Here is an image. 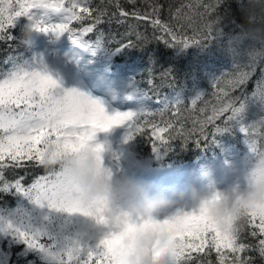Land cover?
<instances>
[{
    "label": "snow or ice",
    "instance_id": "obj_1",
    "mask_svg": "<svg viewBox=\"0 0 264 264\" xmlns=\"http://www.w3.org/2000/svg\"><path fill=\"white\" fill-rule=\"evenodd\" d=\"M91 2L0 0V42L10 44L17 40L11 30L18 18L24 17L27 24L37 32L51 33L55 37L67 33L73 44L94 51L102 46L103 33H99L94 41H88L85 37L104 22L108 13L106 9L91 7ZM127 2L135 4L136 0ZM224 2L195 0L194 5L182 6L189 9L183 16L179 15L181 9L176 10L174 16L188 22V27L195 23L194 17L199 18L202 30L193 36H180L178 30L174 31L168 23L162 21L159 18L161 6L158 4L150 5L151 11L142 14L135 8L128 11L120 0H108L109 5L115 8L108 22L111 23L112 18H117L121 23L129 18L146 21L170 38L164 40L168 46L186 48L212 38L221 19L220 9ZM50 14H59V21L52 22ZM85 19L91 21L88 26L81 25L78 30L70 26L73 22ZM129 29L128 35L131 36L134 26L130 24ZM135 35L137 41L147 40L139 32H135ZM133 46L132 41H129L120 44L116 50ZM256 47L255 42H252L247 51L250 63L244 67L250 70L246 71L239 64H234L235 72L222 73L213 80L211 87L215 90V104L203 100L204 93L197 94L191 100V110L196 108L198 101L203 102L205 107L200 108L203 119H194L193 128L187 133L183 125L177 128L171 122L163 126L156 124L151 119L156 113L145 108L115 112L109 116L101 102L90 99L77 89L61 88L41 64L29 62L22 55L9 56L4 62L11 64V67L0 73V195H17L27 201L31 209L0 208V239L10 238L15 243L23 244L26 250L37 254L42 264H124L121 242L125 232L133 225L121 215L106 214L107 206L103 202L84 205L69 193L54 189L51 183L53 172L44 170V175L36 176L25 184V176L6 179V170L42 168L47 145L56 144L66 151H75L91 141L97 131H107L117 125H126L127 140L137 135H148L146 129L150 130L149 139L152 140L154 152L177 137L182 138L183 144H187L188 137L194 134L207 139L206 129L209 125L213 127L212 136L225 131L226 125L233 121L239 123L243 119L247 101L259 102L264 110V69H261L262 78L257 81L250 95L242 91L240 96H232L234 91L247 84L255 64L264 59V50L253 51ZM168 74L166 71L165 75ZM147 83L154 87L153 79L149 78ZM144 95L147 96L148 91ZM161 103L163 106L159 109L160 114L171 107L173 115H179L182 101ZM218 121H223V126ZM257 123L264 127V120ZM196 125H199L198 130ZM254 126L240 124L239 127L245 136L248 152L259 146L258 141L249 138ZM97 147L102 150L101 146ZM100 163L102 166L101 159ZM88 218L107 231L93 234L92 230L81 223ZM149 226L163 234L165 238L161 247L170 250L180 264H194L196 261L205 264L204 258L210 257L213 252L214 264H254L255 257L245 254L248 252L258 253L261 260H264V205L252 207L242 229L235 233L222 231L203 208L189 212L178 211ZM245 230L256 240L255 244L242 241L241 236ZM206 264H213V261L207 259Z\"/></svg>",
    "mask_w": 264,
    "mask_h": 264
},
{
    "label": "trees",
    "instance_id": "obj_2",
    "mask_svg": "<svg viewBox=\"0 0 264 264\" xmlns=\"http://www.w3.org/2000/svg\"><path fill=\"white\" fill-rule=\"evenodd\" d=\"M195 0H136L135 4H130L127 0H120L121 5L128 11L134 8L142 14L151 11L150 5H160L159 18L168 23L180 36H193L202 30V24L198 17H194L195 23L188 27V22L174 16L177 9H181L180 16L189 12L186 6L194 5ZM91 7L106 9L108 15L104 17V22L96 29L86 35L85 39L94 41L99 33H103V44L94 51L83 48L67 38V42L72 46L73 52L81 63L86 64L91 73H96L97 80L109 87L117 90L116 101L123 105L138 106L151 110L156 114L151 119L160 126L166 122H171L179 128L184 126L185 132L193 128L194 119H203L200 108L205 107L201 101L192 109L191 100L199 93H204L203 100L215 104L213 96L215 91L211 85L216 77L225 72H235L234 64H239L244 70L245 65L250 63L247 56L249 45L252 41L242 40L239 36L241 31V15L236 0H225L220 9V21L216 25V30L210 40L201 42L198 45H190L186 48L168 46L164 40L170 39L163 32L154 29L146 21H137L129 18L121 23L117 18L109 17L115 8L109 5L108 0H92ZM202 11V9H201ZM207 19V18H206ZM90 20L73 22L70 26L80 29L81 25L88 26ZM134 26L131 36L129 25ZM12 28L14 37L19 36L20 23ZM206 31V30H205ZM135 32H139L147 40L137 41ZM66 37V36H65ZM202 38V37H201ZM65 39V38H64ZM132 41L133 47L116 50L120 44H127ZM11 44V46H10ZM0 42V73H3L11 64L4 61L9 56H20L29 62L36 55L39 44L31 42L29 45L18 43V39L12 42ZM261 69H264V59H260L255 64V70L247 84L232 93V96H240L241 92L251 94L257 81L262 78ZM166 71L170 74L165 75ZM154 81V87H150L147 80ZM94 81V79H92ZM145 91L148 95L145 96ZM243 99V96L241 97ZM162 101L174 103L182 101L179 105V115H173V109L160 114L159 109L163 106ZM210 107V105H209ZM264 120V110L259 102L251 100L246 102L243 119L237 123L235 121L226 125L225 131L212 136L213 127L209 125L206 129L207 139H202L198 134L190 135L187 144H183L182 138L177 137L169 142L165 147L153 151L150 130L148 135H137L131 140H127L126 148L131 151V155L137 162H142L145 169L152 171L154 177L152 181H164L173 184L185 183V177L190 178V174L195 175L212 159L216 161H228L230 158L240 155L247 160L248 148L245 144V136L239 131L240 124L253 125L250 130V139L258 141V145L264 148V127H260L257 122ZM223 126V121H218ZM197 130L199 125H196ZM173 135L175 132L173 131ZM167 138V136L165 137ZM199 139V142L196 141ZM44 169L38 167H27L23 169H9L5 172L8 180H13L19 176H25V184L30 183L36 176L44 175ZM21 202L17 195H0V208L12 210ZM241 239L247 244H255L256 240L248 235L247 230L242 234ZM20 243L9 245L5 264H42L36 253L26 250ZM254 256V264H264L258 253H245ZM195 255V254H194ZM213 264L215 253L210 257ZM194 264H199L198 261Z\"/></svg>",
    "mask_w": 264,
    "mask_h": 264
},
{
    "label": "clouds",
    "instance_id": "obj_3",
    "mask_svg": "<svg viewBox=\"0 0 264 264\" xmlns=\"http://www.w3.org/2000/svg\"><path fill=\"white\" fill-rule=\"evenodd\" d=\"M242 23L239 36L255 42L253 51L264 50V0H236ZM35 33L30 24L20 28L18 42L29 45ZM98 145L86 142L75 151H66L56 144L45 148L42 168L53 172L52 186L69 193L82 204H106V214H119L133 225L122 238L124 264H180L173 253L161 247L164 236L149 225L157 217H168L178 200L196 210L205 209L207 216L222 231L235 233L242 229L252 207L264 205V148L254 147L247 154L239 179L223 190L208 187L198 191L192 185L180 189H155L134 175L116 174L101 166ZM208 170H200L207 179ZM82 225L98 228L91 218Z\"/></svg>",
    "mask_w": 264,
    "mask_h": 264
},
{
    "label": "rangeland",
    "instance_id": "obj_4",
    "mask_svg": "<svg viewBox=\"0 0 264 264\" xmlns=\"http://www.w3.org/2000/svg\"><path fill=\"white\" fill-rule=\"evenodd\" d=\"M52 22L59 21V14H50ZM26 24L27 21L24 17L18 18L16 26L20 27ZM66 36V37H65ZM65 38V39H64ZM67 33L60 35L59 37L53 36L48 33H35L32 42L39 44L36 55L32 58V61L41 64L46 69L53 79L57 80L61 88L77 89L78 91L87 95L90 99L101 102L107 115H113L115 112L123 111H135L140 109L138 106L123 105L116 101L117 90L109 87L105 82L102 85L100 80H97L96 73H91L86 64L81 63L79 59H76L72 53V46L67 42ZM94 79V81H92ZM127 128L126 125H117L108 129L107 131H97L94 138L90 143L101 146V160L102 166L107 167L116 174H128L134 175L139 180L145 182L155 189H162L165 191L180 189L185 185H192L198 191H204L208 187H214L217 190H223L228 186L235 183L241 174V171L245 167L246 161L244 157L240 155L230 158L228 161H216L212 159L207 163L205 169L208 170L207 179H201L200 172H196L195 175L190 174V178L185 177V183L173 184L164 181H152L154 177L152 171L145 169L142 162H137L131 155V151L126 148ZM23 209L28 211L31 206L21 199L20 204L14 209ZM195 208L190 207L184 201L178 200L173 209L170 210L172 214L178 211H195ZM166 217H157V221H162ZM103 231H107L102 227L92 229L93 234H99ZM15 243V242H14ZM13 244V241L9 239H0V264H5L7 259V252L5 249L9 245ZM25 248V247H24Z\"/></svg>",
    "mask_w": 264,
    "mask_h": 264
}]
</instances>
